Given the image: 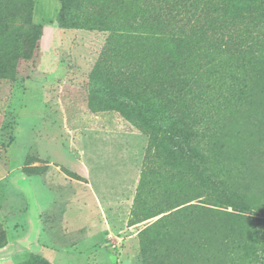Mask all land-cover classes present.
I'll list each match as a JSON object with an SVG mask.
<instances>
[{
    "label": "rangeland",
    "instance_id": "374dc122",
    "mask_svg": "<svg viewBox=\"0 0 264 264\" xmlns=\"http://www.w3.org/2000/svg\"><path fill=\"white\" fill-rule=\"evenodd\" d=\"M0 264H264V0H0Z\"/></svg>",
    "mask_w": 264,
    "mask_h": 264
},
{
    "label": "trees",
    "instance_id": "16d2710c",
    "mask_svg": "<svg viewBox=\"0 0 264 264\" xmlns=\"http://www.w3.org/2000/svg\"><path fill=\"white\" fill-rule=\"evenodd\" d=\"M32 1V0H31ZM62 5H63V3H62Z\"/></svg>",
    "mask_w": 264,
    "mask_h": 264
}]
</instances>
